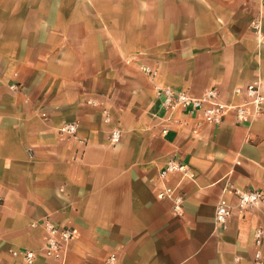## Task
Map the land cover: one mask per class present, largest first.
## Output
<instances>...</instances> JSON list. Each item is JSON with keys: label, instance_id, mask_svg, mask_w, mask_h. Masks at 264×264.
I'll return each mask as SVG.
<instances>
[{"label": "crops", "instance_id": "1", "mask_svg": "<svg viewBox=\"0 0 264 264\" xmlns=\"http://www.w3.org/2000/svg\"><path fill=\"white\" fill-rule=\"evenodd\" d=\"M262 36L261 0H0V264H26L11 250L33 264H264L263 207L225 230L215 218L221 200L237 205L233 187L264 194V114L199 125L178 110L177 125L155 94L241 102L236 89L264 82ZM170 159L188 175L161 178ZM45 219L77 231L64 262L43 253Z\"/></svg>", "mask_w": 264, "mask_h": 264}, {"label": "built area", "instance_id": "2", "mask_svg": "<svg viewBox=\"0 0 264 264\" xmlns=\"http://www.w3.org/2000/svg\"><path fill=\"white\" fill-rule=\"evenodd\" d=\"M261 7L264 12V0H261ZM253 28L261 36V24L259 21L253 24ZM261 41H264V36H262ZM143 72L151 80H154L158 75L157 70L149 66H144ZM155 94L169 114L167 122H173L177 125L186 124L175 118L174 113L178 110H182L190 117H200L199 125H220L230 115H234L236 121L242 123L249 118L264 114V82L260 80L248 84L243 90L236 89L235 95L243 98L241 102L236 104L223 101L216 89H209L201 97L197 98L186 91L179 92L156 86ZM101 112L105 122L110 123V111L102 108ZM78 130L79 125L71 123L61 126L58 129V133L62 138H72L76 137ZM164 133H167L166 129ZM120 138V131L113 130L109 142L112 146H116ZM172 173H182L187 176V166L176 159H170L160 176L164 178ZM230 191L237 195L238 202L236 206H232L224 199L219 202L215 218L216 225L221 230L227 228L228 222L233 217L235 210L240 216H244L254 207L264 208V194L261 191L240 192L234 187ZM159 198L171 200L175 212L179 215L181 214L183 198L177 194L175 189L165 186L159 193ZM33 226L44 229L46 233L43 245L44 255L47 258L64 262L69 245L77 238V231L70 227H58L49 219L37 222ZM254 236L256 247L255 258L259 262L263 256L261 247L264 239V230L261 228L256 229ZM10 253L15 258L23 259L26 264H33L37 256L35 252L27 250H11ZM106 264H120L118 255L116 253L112 254L107 259Z\"/></svg>", "mask_w": 264, "mask_h": 264}, {"label": "rangeland", "instance_id": "3", "mask_svg": "<svg viewBox=\"0 0 264 264\" xmlns=\"http://www.w3.org/2000/svg\"><path fill=\"white\" fill-rule=\"evenodd\" d=\"M141 72L143 73V70Z\"/></svg>", "mask_w": 264, "mask_h": 264}]
</instances>
